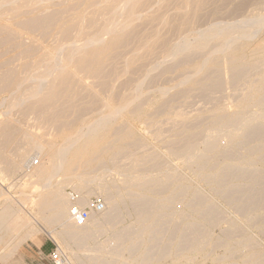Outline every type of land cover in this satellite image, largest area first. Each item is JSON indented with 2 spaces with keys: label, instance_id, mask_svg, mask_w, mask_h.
Returning <instances> with one entry per match:
<instances>
[{
  "label": "rangeland",
  "instance_id": "rangeland-1",
  "mask_svg": "<svg viewBox=\"0 0 264 264\" xmlns=\"http://www.w3.org/2000/svg\"><path fill=\"white\" fill-rule=\"evenodd\" d=\"M11 1H14V0H11ZM11 1L5 0L3 3L4 5L0 4L1 8H2V6H5V4L7 6L6 14L4 13V11H6L4 9L6 6L3 7L2 9L0 8V31H1L0 32V84H1L0 85V91H1L0 92V198H1L0 199V203H1L0 209L3 208L4 202L6 200L4 198H7L9 201H12V203L18 209L22 210V214L24 215V217L28 218V217H31V215H33L39 219L38 220L39 223H37V224L35 223L31 226V228H27V230H24L22 232L21 236L13 241L14 242L13 246L19 244V242L21 241L20 248L18 249L17 252L13 253L8 258H5L7 256L6 254H1L0 255V264H38V260L40 257L41 258L47 257V256H43L39 250V248H41L43 246V244H45V246H52L53 249H54V244L60 246L66 252L70 261H72V259L77 256L79 259L87 262V264H105V261L107 263L109 260L112 262L111 253L113 252L112 251L113 248H115V246H117V244H118L117 239H115V238H117V236H119L118 234L123 233V235L124 234L127 235L126 233H124L123 229L125 228V226H127V225H129V224H131L137 220L135 210L133 208L134 207L133 204L135 202L133 200H131V197L126 196L124 199H121V200H123L122 202L120 200V202H119V205H120L119 210L120 211H119L117 218H115L114 220L108 219L110 222L108 220H107L108 222L105 220L104 223L101 224L99 219H101L103 216H98L97 218H94L95 220L93 219L92 222H90L86 226V227H89L90 232L88 233V235H90V236L87 237L86 234L83 235L85 237H83V236L68 237L67 236L64 240H61L59 237H56L53 234V232L57 235L61 234L62 232H65V229H64L65 227L64 226L61 227L60 223H58L59 224L58 225L57 223H54L53 221H51V218L53 217V211H52L51 207L41 206V203L43 202V198H44L42 192H45L44 187H45V189H47V188L49 189V187H50V186H46V184L49 183V180L45 181V178L41 174V167H42L41 165L42 164L45 165V163H46V165H45L46 167L52 166L54 155L56 156V154L58 152H61V150L65 149V147L66 148H72V146H69V144H71V143H74L76 141H78V142L85 141L88 137L87 133L89 131H93L90 129H94L92 126L99 122L98 120L100 119V117H103L101 115H104L105 113L108 112L107 108L109 111L115 110V112H116L115 116H120L119 118H121L119 121H118V119H119L118 117H117V120H114V122L116 124L115 125L116 127L114 130H116V132H118V133H122L123 135H126L127 137H130L132 135L134 140H129V138H126V141H125L126 142V148H125L126 151L123 152L122 154L115 156V157H109V158L105 159V161H103L102 163L92 164L91 170L88 172V174L89 173L90 174L89 175L87 174V177L85 178V181H86L85 184L86 185L89 184L92 186L91 178L94 180L97 177V179H96V181H97L98 180L97 175H101L102 173L104 175L106 174V176L104 177L105 182L107 181L106 183H109L108 186L111 189L110 190L111 193L116 195V194H118V192H120L124 188L123 182H122V180H123L122 168L125 167V165H127L126 167H128L130 165L129 163H131V161H133L136 158L139 159V158H141L142 155H147L149 153V154H153L156 157V161L148 164V166L151 168V170H149L150 168H148L144 164L141 165L144 168L140 167L141 168V169L139 168L140 170L145 171L148 168V172L150 171L153 175L152 177L155 179H157V174H158V177H161V179H162V177H164L165 173L168 174V172H170V171L174 172L175 179L178 180L180 185L184 186V187H182L183 190L177 189V191H176L175 189H173V190L171 189L170 191L168 190L167 192H164V191L160 192V190H158V189H157V191H159V192H157V191H155L156 188H151V191L154 189L153 191L156 192V194L157 193L163 194L160 196L159 195L155 196L157 198V205L159 207L161 205H163L165 203V201H163V202L159 201V203H158V200L165 199V198H168L170 200L167 203L170 206V210H167L165 213V214H168L169 216L166 215L167 217H161L164 219L159 218V220L161 219L160 220V222H161L160 226L161 227H158L157 229L160 230V232L159 231L156 232L157 231V229H156V231H155L156 233L153 234V236H154V235H157V233H158V235H157L158 237L156 236L157 239H164L163 237H165V239H164L165 241L163 240L164 243L161 241L162 242V243L160 242L161 244L160 243L155 244L154 250L152 249V252H155V253L157 252L158 248L159 249L161 248V250H158L160 253H162V250H163V252L168 251V256L165 253L166 257L164 255H162V257H158L159 261H157L158 260V258H157L154 262H152V264H230V263L231 264L232 263L233 264H246L247 258L244 256L247 253L251 252L250 250H249V252L247 251L249 249V247L248 248L244 247L241 244V241L246 240V239L251 240V243H250L251 245L253 244L254 247L259 248V249L257 248V250H254L255 252H258L260 254L261 253L264 254V234H263L264 233V224H263L264 223V203H263L264 197H262V196H264V194L262 196L260 194L264 191V188H263L264 187V185H263L264 184V179H263L264 178V174H263L264 173V158L261 159V157L257 156V155L256 156H254V155L250 156V153H249L250 148L252 146L256 145L255 140H256V138H258V136L257 135L255 136V134H253L250 136L248 135L249 138H247L248 136L245 135V136H247L246 137L247 140L246 139L243 140L244 141L243 144L237 145L233 149L229 148V139L226 136L222 135L219 137V145L223 151H227V149H228V151L230 153L231 150H233L232 153L237 152L236 153L237 156H235V153L230 154V155H232V157L234 159L239 160V158L241 159V158L249 157L253 160V163H254V165L252 166L250 171L247 172V175L245 174L243 177H240V176L233 175V174L229 173L225 179H222L225 182H228V181H230L229 183L233 182V183H231V188H228V190H226L224 193H221L220 186L217 187L218 185L223 184L222 181H219V183L217 182L218 184L213 183V185H212V184H208L206 181L203 180V177H204L203 174L211 173L212 170L210 168H207L205 171H203L202 169H199L200 167L193 165L191 163L190 164L187 163V161H185L186 160L185 155L184 156L183 155H177L175 153L180 148H182L183 145L187 142V141H185V139L186 140L188 139L187 138V137H189L188 135L191 134L190 139L192 138V140L202 141V139L205 140L207 135H210L213 132L214 126H212L213 119L211 118V116L216 111H218L221 108L228 107L227 109L229 110V112H235L237 110L235 101H237V97H239L241 95V93L245 90V87L243 86V84L246 81L247 74L250 72H252V74L254 72L258 73L257 71H261L260 69H262V66H261V68L260 67L257 68L259 70L255 69V71H254V69L253 70L247 69L246 71H248V73L245 72L246 75L243 73V74H240L237 78H231V76H233V74H231V70L229 71L225 67L224 63H222V65H224L222 68L223 69L225 68L226 71L223 70L224 72H222V75H221V87L205 89L206 90L205 91L200 87V85L191 84V83H195L194 79L196 77H198V78H200V77L194 72V69L190 70V68H189V64L191 63L190 59L195 58V57L198 58V56H199V58H201L200 56H202V58L204 59L205 54H206L205 52H208L207 53V55H208L209 52H211L210 49L215 48L214 45H216V44L218 45L219 42H221L223 40V36H225L226 34L229 35V33H230L232 38H238L239 34H240V30L242 28V27L240 28L238 25L241 24L242 22L246 23L247 19H248V22H247V24H245V26H247V25H248V27L251 26L250 28H255L254 26H256L258 28V26H260L259 25L260 22H262L264 20V18H263L264 17V0H261V1L260 0H245V1L244 0H205V1L200 0V2H199V0L198 1L196 0L198 3L195 0H142L140 7L137 10L138 11L137 15L139 17H138V19H135V21L138 20V22L134 23V24H136L137 28L136 27L135 28L138 32L137 35L139 37L137 36V39H134L133 42H131L132 45H130V47L125 52H123L121 54L120 58H118L116 61H114L115 66L113 64L112 67L109 66L107 68V73L109 72V70H112L111 71L112 73L110 72L112 77L110 76V81H109L110 83L108 82L107 83L108 86H106V87H104V85H103V87H101L102 84L100 85V79L96 78L98 76L95 74L97 72V71H95V69H97V66L94 64L95 62L92 63L93 64L92 65V64H90L91 63L90 60H88V61L85 60L87 62L83 61L85 63H81L79 61L81 64H84L82 66L75 59L74 60L76 62L71 57L68 58V55L72 52V51H70V48L72 47L71 50H73L72 45H74L75 43H78V44L82 43V45L83 44L85 45L84 40H87L88 41L86 43V44H88L87 46H92V47H87V48L92 49L94 47L93 43H94V41H96L95 39H97L98 37L100 38V35L104 36L105 38L110 39L111 38L110 34L106 31H104L101 26H104L106 23L114 21L112 19L113 15L112 16H110V15L115 10L113 12H111V14H109L110 11L113 10L114 8L116 9L117 8L116 6H118V4H123L128 0H111L112 1L111 4H113L115 6L114 8L113 7L110 8L112 5L110 3L109 4L111 6L108 4V0H91L92 3L89 0H82V3H81V0L80 1L79 0H74V1L73 0L72 1L71 0H53L54 3H52V0H48V1H51L52 4H49L50 2L47 1L48 3L46 2V6L44 4L45 0H43L44 2H42L40 0L42 2L41 5L44 4L43 6H45V7L41 6L38 2L39 0H37V1H34L35 3L37 2L36 5L34 4V2L32 3V4H34L33 8H35L37 10L30 8V6H32V4L30 5L31 1L29 3V6H27L28 4H26V0H24V1L20 0L19 1L20 3H18V1H16V3H18L19 5L22 2H24V7L22 6L23 3L21 5L23 9L19 8L21 6H18V8H19V10L22 9V11L25 13H23L22 11L20 13L19 10L18 11L16 10L22 16L20 14L16 15L17 12H15L14 9H13L14 12L12 10H10L12 8L11 5H13V4H15V6L17 7V4L13 3ZM66 1H68V2H66ZM193 1H195L194 5H193ZM201 1H203V2H201ZM0 2H3V0H0ZM7 2H11V5H8ZM85 2H88V4L86 3V6H88V7L85 6ZM89 2H90V5L93 4L92 5L93 8H90L91 6L89 5ZM229 2L231 4H229ZM94 3L97 5L99 3V8H98V6L94 5ZM73 4H74V6H73ZM106 4L108 5V6H106L107 8H105ZM115 4H117V5H115ZM196 4L197 5L199 4L198 6H200L202 8L198 9V6ZM39 5L41 7H43V9ZM225 5H227V6H225ZM26 6L29 7V8H26L28 10L27 11L28 13L24 10V8ZM192 6H194V8L196 7V9H194L195 11L193 10ZM85 7H86V9L89 8L90 10L87 9L89 11H91V9H94V10L91 11L92 13L89 12L90 13L89 14L86 11ZM38 8H40V9H38ZM104 9H106V12H104L105 11ZM84 10L86 12V13L84 12V14H86V15L80 13V12H83ZM11 11L13 13H15V15L13 13H11L13 16L10 15L9 12H11ZM95 11L96 12L98 11V12L96 13ZM102 11H103V13H102ZM52 12L53 13L55 12L56 14L55 13L53 14ZM93 12L95 13V15L93 17V18H95V20L92 19V16L94 14ZM26 14H28V15H26ZM51 14H53L54 16H52ZM77 14H80V15H77ZM258 14L260 15V18H259V16H257ZM45 15L47 16L46 18H49V19H52V17H53V19H54L53 23L54 24L50 25V24L46 23L45 22ZM48 15L49 16L51 15L50 16L51 18ZM76 15L79 16L78 19H77V17L75 18ZM82 15H83V17H81ZM199 15H200V18H199ZM55 16H57V17H55ZM186 16L189 18L190 21L188 20V18ZM85 17L88 19H89V17H91V18L88 20ZM96 17L100 18V19L97 18V20H99V21L96 20ZM152 17L157 18L156 19L157 21L155 20V18H152ZM79 18H80V21L83 18L82 20H86V21L88 20V22L91 21L94 24L98 22L99 28H97L98 27L97 24H95L97 27L96 26L93 27L94 24L90 25L91 22L90 23L87 22L88 23V24L86 23L87 26L84 25L86 21L85 22L82 21V22H84V24L82 23L83 25L81 24L82 26L80 25V21L78 22L79 24L77 22L74 23L75 21H78ZM121 18L126 19L127 14L123 13ZM150 18H151V20L154 19V21L151 22ZM42 19H43V21H41ZM74 19H77V20H74ZM34 20H35V22H34ZM70 20L73 23L69 24V22H71ZM243 20H246V21H243ZM28 21H30V22H28ZM95 21H97V22H95ZM238 21L239 22L242 21V22L239 23ZM227 23L230 25L232 23L233 25H231V26H234V24L236 25V23H238L234 28H237V27L240 28V29H238L239 31L237 29H236V31H234L235 29H233V27H229L230 25L225 26V25H227ZM244 23H242L240 26L244 25ZM47 24H48V28H47ZM67 24H69V26L76 24V25L81 27V31H80L79 27L76 28L78 30H72L71 28L74 27V25L72 27L70 26V29L73 31V33L70 31L72 35H70L69 39H71V43H73V44H71V46L69 48H67L68 47L67 45L70 43V41L67 39L68 36L65 35V33L66 34L70 33L68 31L69 30L68 26H67L68 27L67 32L65 30L66 29L65 27ZM89 25H90V27H89ZM222 25L224 26V28L227 27V28H225L226 30L228 29L230 31L229 32L227 30L228 31L227 32L226 30L223 29L225 31V32L223 31L224 33L222 32L223 34H225L223 36H221L222 35L221 33L217 32L218 28L221 32V28H223ZM37 27H38V29H37ZM83 27L86 29H84ZM88 27L91 28V30H93V32L97 31L98 29L99 30L97 31L96 34L95 33L93 34L92 31L90 34V33H88V32H90L89 31L90 29ZM248 27L243 26L242 29L248 28ZM63 28H65V29H63ZM230 28H232L233 31H231ZM61 29L64 32L61 33ZM176 29H178V30H176ZM212 31H213V33L216 32L214 34L216 37H217V33L219 34L218 37H219V39H221V41H219V39L217 41V38L215 39V36H213ZM257 31H259V33L256 32L259 36H256L255 38L250 40V41H252V42L254 41V42L253 43L251 42L252 45L248 47L247 54L250 53L253 49H256L257 46L261 42L264 41V27H262V29H260V30L257 29ZM204 32L210 33V35H212L210 37H213L212 39L208 38L207 41L209 39H211V41L213 42V39H215L216 40V41H214L215 43L208 41V44L212 43L211 48H210V46H208V48H207L208 44L207 43L205 44L206 48L209 49L210 51H207V49H206V51L203 52L202 51L203 47H202V49L197 48L198 50L197 49L194 50L193 47H195L196 45L193 46L191 44H195L197 41L195 39H198L202 35L201 33H204ZM236 32H239V34L238 33H237V35L234 34ZM63 33H64V35L62 36L61 34H63ZM150 33H153V36ZM154 33H156L155 34L156 36L154 35ZM9 34H10V36H9ZM88 34L90 36L92 35L91 37H93V38L91 40H93L94 37H95V39L93 41H91V40L89 41V39L91 37L89 38ZM11 35L13 36V38ZM83 35L85 36V38L83 37ZM93 35H95V36H93ZM146 35L151 36V38L152 37L153 38L149 39V37H148L147 39H149V40L147 41V39L145 38ZM233 35L234 36L236 35L237 37L236 36L234 37ZM71 36H72V38H71ZM61 37H63V38H61ZM142 37H143V39H142ZM75 38H77V40ZM86 38H88V39H86ZM155 38L159 41L158 43L155 40ZM63 39H65L66 42ZM144 39L146 40V42ZM62 40L65 42V44L69 41L65 45V47L63 46L64 44H63ZM61 41H62V43H61ZM80 41H82V42L80 43ZM149 41H151V43H147ZM21 42H22V44H21ZM89 42H91V43L93 42L92 45ZM60 43H61V46H60L61 48L58 47V45H60ZM185 43H187L186 45L189 48L188 51L189 50L191 51V52L189 51L190 54H187V56H184L187 59H184V57H182L183 59H180V58L179 59H177V58L173 59L172 54H174V51L176 52V50H179V48H181L182 45H184ZM151 44H152V48L150 46L147 47L148 45H151ZM180 45H181V47H180ZM189 45H191V46H189ZM159 46H161V47H159ZM136 47H137V49H136ZM56 48H59V49H56ZM165 48H166V50H165ZM167 48L169 50L171 48L175 49V50H172V49L170 50L171 53L169 55H170L172 60L170 59L169 55L167 54L168 52H170L169 50H167ZM192 48H193V50H192ZM60 49H61V51L64 49L63 51L64 52L66 51V52L65 53L60 52ZM148 49H153L152 53H151V50H148ZM29 50H30V52H29ZM22 51H24V52H22ZM57 51L60 53L57 54ZM134 51H136L138 53L137 56L140 57V58L134 57L136 59L135 60L136 63L132 62L133 59H132V61L129 60L131 64H135L134 65L135 69L133 68V65L130 67V65H128L130 63H128L126 61L127 59L130 58V56L135 54ZM166 51H168V52L166 53ZM188 51L186 53H188ZM194 51H196V52H194ZM199 51H201V53L203 52L204 57H203V54H201ZM54 52H55V54H54ZM45 53H46V55H45ZM132 53H134V54H132ZM149 53H151V54H149ZM186 53H185V55H186ZM50 54H51V57H49ZM59 54H61V56ZM136 54L134 56H136ZM191 54H192V56H191ZM193 54L195 56H193ZM52 55L54 58L52 57ZM58 55H59V58H57ZM188 55H190V58L188 57ZM63 56L65 58H63ZM128 56H129V58H128ZM167 57L169 58V60ZM131 58H133V56ZM196 58L194 60H197ZM199 58H198V60L201 61ZM45 59L51 60V62L54 61L55 59L57 61H59V59H61L59 61L60 64L62 65L65 62L63 65L69 67V68L66 67V69L69 71H66V69H64V71L62 72V73H64L66 71L67 72L66 75H64L65 73L61 74V72H59L58 75L59 74L61 75L60 78H63L64 76L69 77L70 74L72 75V76L70 75L71 77H69V80H70L69 88L71 87V89L73 91H75L74 94L75 95L77 94L78 96H76V98L74 96V99L71 102V100H68V99H70L69 97L73 98L72 96L74 94H70L71 96H69L68 99H65L66 97L65 98L63 97L61 102L53 104V106H55L56 109H59L61 105H64L66 103L68 104L71 102L70 105L68 104V107L69 108L70 107L76 108V109H72L73 111L75 110L74 114H73L71 108H70L71 112L68 111L69 108H68V110H65V112L66 111L68 112L67 115H69L71 113L70 115L72 117H68L66 115L67 112L66 113L63 112L62 115L65 114L63 119H65V117H68L65 119L66 121H67V119L68 120L71 118L73 119V120H69L71 122V124L74 122L73 123L74 125L72 124V127L71 126H69V127L67 126L68 128L66 127V125L68 123H70L69 121H67L66 125L64 124L65 126L62 125V127H60L61 125L59 127L57 126V125H59V123H61V121L59 123H57V125H56V122H58V121L57 120L53 121L54 115L52 116L53 112H51L53 110L57 111V110H55V108L54 109L50 108L51 110H49V108H47L45 106L47 111L50 112L49 114L45 108H42L39 112H36L37 114L36 113L35 114H26V113L24 114L25 110H27L29 107L27 105L29 103L28 102L29 99H27V96L30 98L33 95V94H31V96H30L29 94H27V93H29V90L31 92V90L33 91V89L36 87L37 91H39L41 93H42V91H43V93L45 92V94H47V96L45 94H44V96L48 97L50 94H52L54 92V90L56 89V84H57V82H59V76L58 75H57L58 78H56L57 80L54 81L55 75L57 73H55V75L51 77V79L53 80V83L55 82L53 89L52 88L50 89V87L53 86V83H52L50 77L49 78L44 77L45 80L47 78V81L44 80L46 83L44 81H42V79L40 80V78H43V76H45L44 73H46L48 71V69L46 70V66L51 65V63L49 61H48L49 65H47L48 62L46 64L45 63L42 64L43 62L46 61ZM65 59H68V60L70 59L71 62L68 60L66 61ZM261 59L264 60V55H263V58L261 57ZM165 60H166V62H165ZM194 60H192V61H194ZM14 61H15V64H14ZM199 61H194V62H197L195 64H198V63L203 62L204 60L201 62H199ZM88 62H90V63H88ZM31 63H34V64H31ZM70 63H72L73 65H71ZM77 63H78V66H77ZM40 64H42V65H40ZM85 64H86V66H85ZM125 64H127L126 65L127 67L129 66V69L127 71L128 75L130 74L129 76L125 72V70L127 69ZM158 64H161V65H158ZM37 65L39 67L43 66L42 69L46 70V72L42 71V69H39V67ZM44 65H46V66H44ZM171 65H172V67H171ZM177 66H179V67L176 68ZM192 66H194L193 62L190 64L191 69L193 68ZM50 67H47V68H50ZM80 67H81V69H80ZM130 68L131 69L133 68L134 70L132 71ZM156 68H158V69H156ZM137 69H139V73H137L138 72ZM90 70L91 71L94 70V72L92 71L93 74L90 72ZM113 70H114V72H113ZM129 70H131L130 73H129ZM167 70H168V72H167ZM38 71L41 72L43 75H40L41 73L39 74ZM123 71L125 74L123 73ZM159 72H161V73H159ZM190 72L192 73V75L190 74ZM226 72H228L230 74H228ZM68 73H69V75H67ZM193 73H195V75H197V76H195ZM189 74L191 75V78H193V79L188 78ZM5 75H6V77H5ZM26 75L30 76L29 79H27L28 77ZM229 75H231V76H229ZM36 76H37V79H36ZM38 76H40L39 79H38ZM72 78L73 79L75 78V79L73 80ZM145 78H146V80H144ZM186 78H188V81L192 80L191 82H189L191 86L188 84H186L187 85L186 86L183 83L184 81L187 82ZM198 78H197V80H200ZM48 79H49V82H48ZM129 79H131V80H129ZM206 80H208V78L207 79L205 78V80L203 78L200 80V82L201 81L204 82ZM39 81H41L40 82L41 84L38 83ZM17 82H19L20 85H18ZM50 82H51L52 86L50 85ZM44 83L47 84V87H43ZM179 83H181V84L183 83L184 85H181ZM45 84H44V86H46ZM109 84H110V87H109ZM123 84H125V86ZM133 84H134V86H132ZM149 84H151V85H149ZM178 85H180L178 87L180 89H178V88L176 89V86H178ZM39 86L41 88L43 87V89L45 91L42 90ZM48 86H50V87H48ZM57 86H58V84H57ZM136 86H137V88H136ZM5 88H6V90H5ZM19 88H21L20 90L22 93H20ZM135 88H136V90H138L140 88L138 90L139 91L138 93L135 92L136 91ZM169 88H170V91H169ZM71 89H68V91H67L68 94L65 93V96L66 95L68 96L69 93H71ZM162 89H163V91H164V89L165 90L167 89L169 91V93L167 91L163 92ZM37 91L35 90L34 94L37 93L36 95H38ZM73 91H72V93H73ZM31 93H33V92H31ZM41 93H40V95L42 96L43 93L42 94ZM134 93H136V96L133 97L132 94H134ZM141 93L144 95H142ZM160 93L161 94L164 93V95L166 93V96L168 94L169 95L167 97H164V95L163 94L161 95ZM177 93H179V94H177ZM26 94H27V96H26ZM24 95L26 98L24 97ZM36 95H35V97H36ZM14 96L15 97L17 96V97L15 98ZM21 96L24 99H27L28 101L24 100V99L21 100ZM39 96H38L39 99L45 98L44 96L41 98ZM139 96H141L140 99H142L141 101H143L144 103L139 101V103L136 102L138 106L136 105V103H134L135 105L134 104L132 105L131 103L135 99L139 100V98H138ZM143 96L145 98H143ZM161 96H163V98ZM229 96H230V98H229ZM35 97L33 98V100L35 99ZM85 98L88 100H86ZM164 98L167 100H165ZM64 99L66 101L68 100V102H66ZM77 99H78V101H77ZM33 100H32V98H30L31 102ZM102 100L104 102H102ZM168 100H170V103L171 102L172 103L168 104L169 103ZM21 101H23V104L20 103ZM25 101H27L28 103L27 102L25 103ZM30 103H29V105H30ZM61 103H63V104H61ZM105 103H108V104L106 105ZM139 104L141 105V107ZM225 104L227 106L224 107ZM58 105H59V107H57ZM73 105H74V107H73ZM105 105H106V107H105ZM47 106L50 107V105H47ZM53 106H52V108H53ZM167 106H169V107H167ZM256 107L254 109L253 108L251 109L250 114H253L255 112L254 116H257V120H256V117L254 118V116H252V115H251V118L254 119V121L256 120V122H255L256 124L258 123L260 125H263L264 119L262 120V118H260L262 121V124H261L260 119H258L259 114L261 115L262 111H261L260 107L259 108L257 107V109H256ZM44 109H45V112H47L46 114L44 112ZM164 109H168V110H164ZM42 111L45 115L44 114L42 115ZM77 111H79L78 115L79 116L81 115L80 117L78 115H76ZM257 111H261V112L258 114ZM40 112H41V114H40ZM102 112H103V114H102ZM47 114L49 115V118H50V116L53 117V119L51 117L53 124H51L52 122L50 123L51 120L48 119L49 121H47V118H45V117H48ZM256 114H258V115H256ZM74 116H75V118H74ZM98 116H100V117H98ZM21 117L22 118L24 117V118L21 119ZM78 117L81 119L80 120L78 119V121H77ZM97 117H98V119H97ZM41 118L43 120H41ZM24 119H26V120H24ZM115 119H116V117H115ZM211 119H212V121H211ZM259 121H260V123H259ZM61 124H63V122ZM260 125H258V126L260 127ZM63 127L66 129H63ZM237 127L233 128V129H236L237 134L239 136H242V138H243L244 134L246 133L245 129H242L243 127L241 129L240 128L238 129ZM262 127L264 128V125ZM117 128H118V131H117ZM210 129H212V130L210 131ZM237 129H238V131L240 130L239 133H238ZM241 130H242V132L244 131L245 133L243 132V134H242ZM25 134L27 136L32 135L35 137V139L40 141V143L42 142L43 144H45V146H46V147L44 146L45 150L43 149V147L41 148V151H40V149L39 150L31 149L30 152L27 153L26 157L21 158L22 153L25 151L24 149H27V147H28V145H27L28 143L26 141L28 139H27V136ZM116 134L117 133H115V131H114V135H116ZM114 135L112 132L113 138H111V141L114 139V137H115ZM185 135H187V136H185ZM133 141H135V142H133ZM188 141H189V139H188ZM131 142H133L134 144ZM139 142H140V144H139ZM52 145L57 146V148H59L60 150L55 149L56 147L54 149H52L54 147V146L51 147ZM201 145L202 144H200L198 147V148L202 149V150L198 149V151H200L198 153H200V154L202 151H204V148L202 147L203 145L202 146ZM171 146H173V147H171ZM20 148L23 151H21ZM247 150H248V152H247ZM56 151H57V153H56ZM134 153L135 154L137 153V155H135ZM126 154H127V156H126ZM226 154H228V153L227 152L223 153V154L220 153L218 155L217 159H215L214 163L215 164L218 163L217 165L219 167L222 166V164H224L227 160V158L224 159V157H227ZM51 155L53 158H51ZM138 156H140V157H138ZM121 157H122V159H121ZM157 157L159 159H157ZM36 159L39 160V164L37 165V167H33L30 170H28V167L30 166V162L32 160H36ZM46 160H48V162ZM255 160H256V162H255ZM50 162L52 163V165ZM28 163H29V166H28ZM66 165H67L66 168L68 171L67 177L68 178L75 177L78 174V172L73 170V167L71 165L69 166L68 162H66ZM26 169L28 170V172ZM135 169L136 170H134V172L137 170L140 171L138 168H135ZM32 170L33 171L35 170V172H38V173L40 172V173L37 176H33L34 174H32V172H33ZM38 170H40V171H38ZM138 171H137V173H138ZM144 171H142V173ZM35 172H33V173H35ZM148 172L145 171L143 173V174H145L144 176L151 177V174L148 175L149 174ZM29 173H30V175H29ZM36 174L37 173H35V175ZM140 174H141V171H140V173H138V176H140ZM143 174H141V176H143ZM154 174H156V175H154ZM248 174L250 176H248ZM40 175H41V179H40ZM56 175L57 174H55L56 179L54 178L51 182V183H53V185L50 184L51 186H55V185L57 186L58 184H60V182L65 181L64 175H62L60 173H58V176H56ZM201 175L203 177H201ZM230 175L232 177L233 176H235V177L232 178V177H230ZM38 176H39V178H38ZM136 176H137V174H136ZM246 176L249 179L246 178ZM62 177H63V180H62ZM43 178H44V180H43ZM235 180L238 182H236ZM94 181H93V183H94ZM258 181H260V182H258ZM180 182L183 184H181ZM256 182L259 184H257ZM44 183H46V184H44ZM196 183L198 185H196ZM95 184H96V182L93 185H95ZM234 184L236 187L233 186ZM210 185H211V187H210ZM113 186H114V189H113ZM186 186L190 187L189 191H187L188 189L187 190L185 189V188H187ZM260 186H263V187H260ZM41 188H42V190H41ZM118 188H120V189H118ZM197 189H198L199 193L197 192ZM66 190H67V192H66ZM71 190L79 193L80 195L82 194L78 190H76L72 185H67L65 188V192L67 193V197H68V192ZM184 190H186L188 192L187 195H185L184 192H186V191H184ZM239 190H241V192ZM246 191H249L250 193L246 192ZM95 192L96 193L92 194V195L82 194L81 196L83 199H84V197H86L85 200H87V202H89L90 200H92L94 198H101L104 200V202H106L105 197H104L105 195L100 194L99 191H95ZM174 192H176V193H174ZM181 192H182V195H181ZM194 193H196V194H194ZM258 193H259V195H258ZM96 194H97V196H96ZM183 194H184V196H183ZM201 194L206 199L204 200L205 203H204L202 209L199 210L200 211L199 212V211H196L197 205H195V206H193V205L195 203L196 204L198 203V201L195 202V200H197L196 196L198 197V195H201ZM228 194L231 196H229ZM251 194L252 195L256 194V195L252 196ZM204 195H206V196H204ZM227 195L229 197H227ZM232 195H234V196L232 197ZM257 196H260V197L257 198ZM39 197H40V199H39ZM174 197H175V199H174ZM261 197H262V199H261ZM156 198H155V200H156ZM227 198H229V199H227ZM2 199H4V200H2ZM193 199H195V200L193 201ZM207 200H208V202H207ZM261 201H262V203H261ZM252 202L255 205H253ZM127 206H129V207H127ZM215 208L217 209L216 210L217 212L216 211L214 212ZM259 208H260V210H259ZM211 209H212V211H211ZM204 210H205V212H204ZM202 212H203V214H202ZM182 213H184L183 216H182ZM175 214H177V215H175ZM205 214L207 216H205ZM213 214H215V215L213 216ZM173 215H175V216H173ZM187 216H189V218H187ZM199 216H201L200 218H203V219H200ZM212 216H213V218H215V217H217V218H215L213 220ZM130 217L132 218V220ZM96 219H98V221ZM184 219H185V221H184ZM209 219H212V220H210L211 223L209 222ZM165 221H166V223H165ZM206 221H208V222H206ZM216 221H218L217 224H216ZM192 222H195V224L194 223L192 224ZM71 224H72V222H71ZM110 224H111V226H110ZM197 224L199 225V227L197 226ZM190 225L196 226L195 228L197 230L199 228L200 231L199 230L193 231V227H189ZM74 227H76V226L73 225V228ZM176 227L178 228L179 231L177 230ZM32 228H36L39 231V234L33 238H26L25 239V236L28 235V231ZM168 228H170V229L168 230ZM185 228H188V230ZM205 229H206V231H205ZM172 230H174L175 232ZM229 230L231 232H233V234ZM120 231H121V233H120ZM189 231H191V232H189ZM202 231H203V233H202ZM234 231L237 232V234ZM51 232H52L53 236L51 235ZM117 232H118V234H117ZM171 232H173V233H171ZM223 232H224V234H223ZM226 232L231 233L233 236L231 237V234L226 235ZM133 233L134 232L132 231L131 234H133ZM190 233H191V235H189ZM128 234L131 235L130 233H128ZM172 234H173V236H172ZM176 234H177V236H176ZM205 234H206V236H205ZM235 234H236V236H235ZM164 235H167V236H164ZM196 235H197V237H196ZM100 236H102V237H100ZM226 236H227V238H226ZM113 237H115V238H113ZM159 237H161V238H159ZM170 237L171 238L173 237L172 239L175 240V242ZM175 237L177 240L174 239ZM180 237H182L184 240L185 239L187 240L189 237L188 240H190V242L192 241L191 243H193V244L190 243L191 245H194V243H195L194 240H195L196 246L195 245L194 246L196 248L186 250L185 246H187V245H185V246L183 245V248H180L182 245V244L181 245L179 244L182 240V238L180 239ZM196 238H198V239L196 240ZM230 238H235V239H230ZM155 242L157 243V240ZM206 242H208V243H206ZM221 242H223V243H221ZM170 244H172V245H170ZM255 244L258 246H256ZM238 245H240V246L238 247ZM13 246H10L9 248H7V250H12L14 248ZM66 246H69L68 250L66 249ZM175 246H178V248H180L182 252L180 251V249H178V251H180V252H177V249ZM166 247L171 248L170 249L171 251L169 249L165 250ZM201 247L204 249H202ZM213 247H215V248H213ZM229 247L231 249H229ZM236 248H237V250H235ZM52 250L50 251V253L52 252ZM227 250H228V252H230L231 250H234V251L228 253ZM169 251H170V254H169ZM128 253L129 252H127V253L124 252L125 257H127V258L129 257ZM179 254L181 256H179ZM210 254H211V256H208ZM230 254H232L233 260H231ZM85 255L87 257H85ZM96 255H98V256L96 257ZM170 255H171V257H170ZM188 256H190V257H188ZM193 256H195V257H193ZM238 256H240V257H238ZM163 257H164V259H163ZM219 257L221 260L219 259ZM221 257L223 258L224 261L222 260ZM87 258H89V259H87ZM226 258L230 259V260H227ZM240 258L242 261L239 260ZM86 259L88 261H86ZM215 260H217V262ZM222 261H223V263H222ZM44 263L45 264H51L47 258L45 259Z\"/></svg>",
  "mask_w": 264,
  "mask_h": 264
},
{
  "label": "bare ground",
  "instance_id": "bare-ground-1",
  "mask_svg": "<svg viewBox=\"0 0 264 264\" xmlns=\"http://www.w3.org/2000/svg\"><path fill=\"white\" fill-rule=\"evenodd\" d=\"M4 1L5 0H3V2H0V4H2V5H4L3 3H4ZM7 1V0H6ZM8 1H11V0H8ZM15 1V2H14ZM14 1H11V2H13V3H16V1H18V3H20L19 1L20 0H14ZM24 1V0H23ZM30 1H31V3H30ZM34 1H37V0H26V4H28L27 6H29V3H30V5L34 2ZM42 2H44L43 0H41ZM40 0L38 1L39 2V4L41 5V2ZM48 0H45V2H44V4H45V6H46V2H47ZM72 1V0H71ZM74 1V0H73ZM80 1V0H79ZM89 1H91V0H89ZM196 1V0H195ZM195 1H193V5H194V3H195ZM198 1V0H197ZM196 1V2H197ZM205 1V0H204ZM245 1V0H244ZM261 1V0H260ZM11 2H7L8 3V5H11ZM22 2V1H21ZM28 2V3H27ZM48 2H50L49 4H52V3H54V1L52 0V3H51V1H48ZM47 2V3H48ZM66 2H68V1H66ZM70 2V1H69ZM84 2V1H83ZM98 2V1H97ZM111 0H108V4L110 3L111 4ZM141 2H142V0H128V1H126L125 3H123V4H118V6H116L117 8L115 9L114 7V5L113 4H109L111 7L110 8H114L113 10H111L109 7V9L111 10L110 11V13L109 14H111V12H113L114 10V12L110 15V16H112L113 15V20L114 21H112V22H109V23H106L104 26H101L102 28H103V30L104 31H106V32H108L109 34H110V36H111V38L109 39V38H105L104 36H102V35H100V38L98 37L97 39H95V37H94V39L96 40V41H94V43H93V48L92 49H88L87 47H92V46H87L88 44H86L88 41L87 40H84L85 41V45L83 44L82 45V41H80V43L81 44H78V43H75L74 45H72L73 46V50H71L72 49V47L70 48V51H72L69 55H68V58H72L73 60L75 59L76 61H78V63L79 64H81V63H85V62H87L88 60H90V62H88V63H90V64H92V63H94L96 66H97V69H95V71H97L95 74L98 76V77H96V78H98V79H100V85H101V87H103V85H104V87H106V86H108V82L110 81V76H111V74H110V72L112 71V70H109V72L107 73V68L109 67V66H113V64H114V61H116L118 58H120V56H121V54L123 53V52H125L129 47H130V45H132V43L131 42H133V40L134 39H137V30H136V24H134V23H136V22H138V20H136L135 21V19H138V15H137V10L139 9V7H140V4H141ZM176 2V1H175ZM199 2H200V0H199ZM201 2H203V1H201ZM6 3V2H5ZM10 3V4H9ZM12 3V4H13ZM18 3H16L17 4V7L15 6V4H13V5H11L12 6V8L10 9V10H12L13 12H14V10H15V12H17L18 10H19V8H22V6L24 7V2H22L23 3V5H22V3L19 5ZM37 3V2H36ZM36 3L34 2V4L36 5ZM81 3H82V0H81ZM86 3L88 4V2H85V6H86ZM91 3H92V1H91ZM114 3V2H113ZM198 3V2H197ZM241 3V2H240ZM25 4V5H26ZM34 4H32V6H30V8H33V5ZM44 4H42L41 6H43ZM225 4V3H224ZM229 4H231L230 2H229ZM242 4V3H241ZM246 4V3H245ZM263 4V3H262ZM22 5V6H21ZM39 5V6H40ZM54 5V4H53ZM61 5V4H60ZM76 5V4H75ZM89 5H90V2H89ZM93 4H91L90 6V8H93V6H92ZM94 5H96V6H98V8H99V3H98V5L97 4H95L94 3ZM115 5H117V4H115ZM197 5V4H196ZM199 5V4H198ZM197 5V6H198ZM5 6H6V4H5ZM5 6H2V8L3 7H5ZM18 6H21V7H19L18 8ZM25 7L24 8V10L27 12L28 10L26 9V8H29V7ZM40 6V7H41ZM45 6H43V7H45ZM52 6V5H51ZM73 6H74V4H73ZM106 6H108L107 4L105 5V8H107ZM222 6V5H221ZM220 6V7H221ZM225 6H227V5H225ZM230 6V5H229ZM14 7V8H13ZM43 7H41L42 9H43ZM48 7V6H47ZM86 7H88V6H86ZM86 7H85V9H86ZM235 7V6H234ZM0 8H1V6H0ZM1 8V9H2ZM97 8V7H96ZM192 8H193V10L194 9H196V7L194 8V6H192ZM199 8H202V7H200V6H198V9ZM6 11H4V13L6 14V12H7V6L4 8ZM14 9V10H13ZM23 9V8H22ZM22 9L21 10H19L20 11V13H21V11H22ZM33 9H35V8H33ZM38 9H40V8H38ZM41 9V10H42ZM84 9V8H83ZM87 9H89V8H87ZM86 9V11L89 13H92L91 11L92 10H94V9H91V11H89V10H87ZM108 9V10H109ZM197 9V10H198ZM17 10V11H16ZM35 10H37V9H35ZM105 11L104 12H106V9H104ZM107 10V11H108ZM9 11V10H8ZM9 12V14L10 15H12L11 13H13V12ZM34 11V10H33ZM195 11V10H194ZM23 12V11H22ZM63 12V11H62ZM84 12H85V10L83 11V12H80L81 14H84ZM96 12V11H95ZM98 12V11H97ZM96 12V13H97ZM193 12V11H192ZM3 13V12H2ZM19 12H17L16 13V15H19L20 14ZM23 13H25V12H23ZM28 13V12H27ZM53 13V12H52ZM55 13V12H54ZM53 13V14H54ZM86 13V12H85ZM89 13V14H90ZM94 13V12H93ZM102 13H103V11H102ZM123 13H126L127 14V18L126 19H122L121 18V16H122V14ZM14 15H15V13H13ZM53 14H51L52 16H54ZM56 14V13H55ZM3 15V14H2ZM21 15V14H20ZM26 15H28V14H26ZM50 15V16H51ZM64 15V14H63ZM75 15V14H74ZM77 15H80V14H77ZM75 16V18L77 17V19H78V17L79 16ZM84 15H86V14H84ZM94 15H95V13L93 14V16H92V19H94L95 20V18H93L94 17ZM108 15V14H107ZM194 15V14H193ZM6 16V15H5ZM4 16V17H5ZM8 16V15H7ZM13 16V15H12ZM22 16V15H21ZM49 16V15H48ZM49 16V17H50ZM59 16V15H58ZM91 16V15H90ZM99 16V15H98ZM101 16V15H100ZM190 16V15H189ZM196 16V15H195ZM257 16H259V18H260V15L258 14ZM3 17V16H2ZM19 17V16H18ZM39 17V16H38ZM47 16L45 15V22L46 23H48V24H50V25H52V24H54L53 23V17H52V19H49V18H46ZM55 17H57V16H55ZM54 17V18H55ZM81 17H83V15L81 16ZM80 17V18H81ZM88 17V16H87ZM137 17V18H136ZM183 17V16H182ZM187 17V16H186ZM20 18V17H19ZM51 18V17H50ZM59 18V17H58ZM70 18V17H69ZM80 18H79V20L78 21H75L74 23H78L79 21H80ZM86 18V17H85ZM91 17H89V19H90ZM97 18L98 19H100L99 17H96V20H97ZM102 18V17H101ZM152 18H155V17H152ZM188 18V17H187ZM199 18H200V15H199ZM264 18V17H263ZM38 19V18H37ZM40 19V18H39ZM56 19V18H55ZM77 19H74V20H77ZM83 19V18H82ZM81 19V21H80V25L83 23L84 24V22L86 21V20H82ZM86 19H88V18H86ZM88 19V20H89ZM157 18H155V20H156ZM12 20V19H11ZM14 20V19H13ZM88 20L85 22V24L84 25H86V23L88 22ZM150 20H151V18H150ZM180 20V19H179ZM188 20H189V18H188ZM201 20V19H200ZM263 20V19H262ZM9 21V20H8ZM32 21V20H31ZM41 21H43V19L41 20ZM71 21V20H70ZM82 21H84V22H82ZM97 21H99V20H97ZM97 21H95V22H97ZM135 21V22H134ZM152 21H154V19L153 20H151V22ZM157 21V20H156ZM190 21V20H189ZM243 21H246V20H243ZM28 22H30V21H28ZM34 22H35V20H34ZM37 22V21H36ZM91 22V21H90ZM90 22H88V23H90ZM94 22V21H93ZM179 22V21H178ZM236 22V21H235ZM239 22V21H238ZM240 22H242V21H240ZM239 22V23H240ZM247 22H248V19H247ZM247 22L246 23H244V22H242V23H244V25H242V26H240L241 24H239L238 26L241 28H243V26L244 27H248V25L247 26H245V24H247ZM263 23H264V20L262 21ZM262 22H260V26H258V28L256 27V26H254L255 28H250V27H248V28H244V29H242L241 28V30H240V34H239V32H236V33H234V34H236L237 35V33L239 34V37L238 38H232L231 37V34L229 33V35L228 34H223L225 31L224 30H226L225 28H227V27H225L224 28V26H223V28H221V32H220V30H219V28L217 29L218 31L217 32H219V33H221L220 35L221 36H223V35H225V36H223V40L221 41V39H219V37H218V33H217V37L214 35L215 33H213V31H212V34H213V36H215V39L217 38V41H218V39H219V41H221V42H219V44L217 45H214L215 46V48H211L212 47V43L214 42V41H216L215 39H213V42L211 41V39L213 38V37H210V36H212V35H210V33H206V32H204V33H201L202 35L198 38V39H195V40H197L196 41V43L195 44H191V45H196L195 47H193L194 48V50L195 49H202V47H203V49H202V51L203 52H205L206 51V49L208 48V46H210V50H211V52H209V54L207 55V53L208 52H205L206 54H205V58L203 59L202 58V56H200L201 58H199V56H198V58L201 60V61H203V62H201V61H199L198 60V58H196L197 60H194L195 58H192V59H190L191 60V63L193 62V64H194V66H192L193 68L191 69V67H190V64H189V68H190V70H193L194 69V72L200 77V78H198V77H194L195 79V83H191V84H197V85H200V87L203 89V90H205V89H210V88H218V87H221V75H222V72H224V71H226L225 70V68L223 69L222 67L225 65V67L230 71L231 70V74H233V76H231V75H229V76H231V78H237L240 74H245V72L246 73H248V71H246L247 69H250V70H253L254 69V71H255V69H257V68H261V66H262V69H260L261 71H257V70H259V69H257L256 71L258 72V73H253L252 74V72H250V73H248L247 74V77H246V81H245V83L243 84V86L245 87V90L241 93V95L239 96V97H237V101H235L236 102V107H237V110L235 111V112H229V110L227 109L228 107H225V106H227L226 104L224 105V107L225 108H221V109H219L218 111H216L212 116H211V118L213 119V121H212V119H211V121H212V126H214V128H213V132L210 134V135H207V137H206V139L205 140H203L202 139V141H196V140H192V138L190 139V135H188L189 137H187L188 139H189V141H188V139L186 140L185 138V141H187L184 145H183V147L182 148H180L177 152H175L177 155H185V157H186V160L185 161H187V163H191V164H193V165H196V166H198V167H200L199 169H202L203 171H205L207 168H210L212 171H211V173H209V174H203V176L201 175V177H203V180L204 181H206L208 184H212L213 185V183H219V181H222L223 182V184L222 185H218L217 187H219L220 186V188H221V193H224L226 190H228V188H231V183H233V182H231V183H229L230 181H228V182H225L224 180H222V179H225L227 176H228V174L229 173H231V174H233V175H237V176H240V177H243L245 174L247 175V172L248 171H250V169L252 168V166L254 165V163H253V160L251 159V158H249V157H246V158H239V160L238 159H234L233 157H232V155H230L231 153H232V151L233 150H231V152L229 153V151H228V149H227V151H223L222 149H221V147H220V145H219V137L220 136H226L228 139H229V148L230 149H233L235 146H237V145H241V144H243L244 143V141L243 140H245L246 139V137L249 135H253V134H255V136L257 135L258 136V138H256V145H254V146H252L251 148H250V150H249V153H250V156H260L261 157V159L262 158H264V128L262 127L263 125H264V123H263V125H260V124H256L255 122H256V120H257V116H254V113L253 114H250L251 112V109L253 108H255L256 106L259 108L260 107V109H261V111H262V114L260 115L259 113L261 112V111H257L258 112V114H259V117H258V119H260V118H262V120L264 119V60L263 59H261V57L263 58V55H264V41L263 42H261L258 46H257V48L256 49H253L250 53H248L247 54V52H248V47L249 46H251L252 45V43L254 42H252V41H250V40H252L253 38H255L256 36H259L257 33H259V31H257V29L258 30H260V29H262V27H264L263 25V23ZM33 23V22H32ZM38 23V22H37ZM59 23V22H58ZM70 23H73L72 21L71 22H69V24ZM87 23V24H88ZM41 24V23H40ZM39 24V25H40ZM48 24H47V28H48ZM69 24H67L66 25V29L65 28H63V29H65L66 30V32H67V28L69 29L68 31L70 32H72L73 33V31L72 30H78V29H76V28H80V31H81V27L80 26H78V25H76V24H73L74 25V27H72L71 25V29H70V26H69ZM79 24V23H78ZM82 24V25H83ZM91 24H94V23H90V25ZM95 24H97V26H98V22L97 23H95ZM93 25V27H95L96 25ZM166 24V23H165ZM185 24V23H184ZM238 23H236V25H237ZM30 25V24H29ZM81 25V26H82ZM90 25H89V27H90ZM140 25V24H139ZM156 25V24H155ZM154 25V26H155ZM179 25V24H178ZM228 25H230V24H228L227 23V25H225V26H228ZM231 25H233L232 23H231ZM229 26V27H233V29H235L234 31H236V29L238 30V29H240V28H234L236 25L234 24V26ZM17 26V25H16ZM36 26V25H35ZM42 26V25H41ZM68 26V27H67ZM87 26V25H86ZM96 26V27H97ZM153 26V27H154ZM262 26V27H261ZM19 27V26H18ZM43 27V26H42ZM88 27V28H89ZM92 27V26H91ZM136 27V28H135ZM169 27V26H168ZM175 27V26H174ZM177 27V26H176ZM228 27V28H229ZM5 28V27H4ZM84 28V27H83ZM87 28V29H88ZM97 28H99V26L97 27ZM96 28V29H97ZM145 28V27H144ZM155 28V27H154ZM25 29V28H24ZM37 29H38V27H37ZM84 29H86V28H84ZM90 30V32H88V33H90L91 34V31L93 32V30H91V28H89ZM101 29V28H100ZM170 29V28H169ZM224 29V30H223ZM231 29V31H233V29L232 28H230ZM36 30V29H35ZM99 30V29H98ZM97 30V31H98ZM176 30H178V29H176ZM228 30V29H227ZM226 30V31H227ZM3 31V30H2ZM34 31V30H33ZM86 31V30H85ZM95 31V30H94ZM97 31H95V32H93V34L95 33H97ZM175 31V30H174ZM224 31V32H223ZM229 31V30H228ZM227 31V32H228ZM239 31V30H238ZM262 31V30H261ZM1 32V31H0ZM5 32V31H4ZM12 32V31H11ZM18 32V31H17ZM62 32H64V31H62V29H61V33ZM71 32L68 34H66L65 33V35H67L68 37H67V39L70 41V43L67 45L68 47L67 48H69L70 46H71V44H73V43H71V39H69V37H70V35H72L71 34ZM142 32V31H141ZM154 32V31H153ZM211 32V31H210ZM223 32V33H222ZM230 32V31H229ZM257 32V33H256ZM3 33V32H2ZM16 33V32H15ZM36 33V32H35ZM85 33V32H84ZM232 33V32H231ZM11 34V33H10ZM10 34H9V36H10ZM18 34V33H17ZM44 34V33H43ZM148 34V33H147ZM152 36H153V33H150ZM149 34V35H150ZM156 33H154V35H155ZM167 34V33H166ZM14 35V34H13ZM62 36L64 35V33L63 34H61ZM81 35V34H80ZM89 35V34H88ZM200 35V34H199ZM235 35V36H236ZM12 36V35H11ZM78 36V35H77ZM87 36V35H86ZM92 36V35H91ZM90 35L88 36L89 38L91 37ZM93 36H95V35H93ZM97 36V35H96ZM141 36V35H140ZM147 36V35H146ZM145 36V38L147 39L148 37H149V39L151 38V36H147L146 37ZM156 36V35H155ZM220 36V37H221ZM234 36V35H233ZM234 36V37H235ZM65 37V36H64ZM76 37V36H75ZM83 37L85 38V36L83 35ZM139 37V36H138ZM237 37V36H236ZM5 38V37H4ZM9 38V37H8ZM7 38V39H8ZM12 38H13V36H12ZM21 38V37H20ZM19 38V39H20ZM61 38H63V37H61ZM66 38V37H65ZM71 38H72V36H71ZM80 38V37H79ZM83 38V39H84ZM93 37H91L90 39H89V41L92 39ZM141 38V37H140ZM153 38V37H152ZM151 38V39H152ZM157 38V37H156ZM155 38V40L157 41V43L159 42L157 39ZM171 38V37H170ZM208 38H211V39H209L208 41L209 42H212V43H209L208 44V41H207V39ZM261 38V37H260ZM18 39V40H19ZM66 39V40H67ZM76 40H77V38H75ZM86 39H88V38H86ZM93 39V40H94ZM142 39H143V37H142ZM149 39H147V41L149 40ZM13 40V39H12ZM64 41H65V39H63ZM62 40V41H63ZM79 40V39H78ZM93 40H91V41H93ZM145 40V39H144ZM143 40V41H144ZM16 41V40H15ZM62 41H61V43H62ZM63 41V46L65 47V45L69 42H67L66 44H65V42ZM74 41V40H73ZM83 41V42H84ZM155 41V42H156ZM167 41V40H166ZM170 41V40H169ZM11 42V41H10ZM75 42V41H74ZM77 42V41H76ZM145 42H146V40H145ZM252 42V43H251ZM61 43H60V45H58V47L59 48H61L60 46H61ZM91 45H92V43L91 42H89ZM147 43H151V41H149V42H147ZM162 43V42H161ZM168 43V42H167ZM166 43V44H167ZM208 44L207 45V48H206V46H205V44ZM215 43V42H214ZM218 43V42H217ZM6 44V43H5ZM21 44H22V42H21ZM20 44V45H21ZM95 44V45H94ZM156 44V43H155ZM163 44V43H162ZM180 44V43H179ZM187 43H185L184 45H182V47H181V45H180V47L181 48H179V50H176V52L174 51V54H172V58L174 59V58H177V59H183L182 57H184V56H187V54H190V52L188 51V47H187V45H186ZM255 44V43H254ZM164 45V44H163ZM186 45V46H185ZM191 45H189V46H191ZM151 47L152 48V44L151 45H148L147 47ZM154 46V45H153ZM166 46V45H165ZM178 46V45H177ZM205 46V47H204ZM213 46V47H214ZM254 46V45H253ZM20 47V46H19ZM35 47V46H34ZM57 47V46H56ZM159 47H161V46H159ZM163 47V46H162ZM167 47V46H166ZM12 48V47H11ZM59 48H56V49H59ZM63 48V47H62ZM154 48V47H153ZM174 48V47H173ZM193 48H192V50H193ZM55 49V48H54ZM66 49V48H65ZM136 49H137V47H136ZM135 49V50H136ZM146 49V48H145ZM172 49V48H171ZM170 49V50H171ZM197 49V50H198ZM250 49V48H249ZM43 50V49H42ZM64 50V49H63ZM61 51V49H60V52H64V51ZM134 50V49H133ZM148 50H151V53H152V50L153 49H148ZM165 50H166V48H165ZM167 50H169L168 48H167ZM169 50V51H170ZM172 50H175V49H172ZM209 49H207V51H210ZM251 50V49H250ZM10 51V50H9ZM16 51V50H15ZM54 51V50H53ZM132 51V50H131ZM188 51V53H186ZM22 52H24V51H22ZM21 52V53H22ZM29 52H30V50H29ZM28 52V53H29ZM60 52H58L57 51V54L58 53H60ZM66 52V51H65ZM64 52V53H65ZM68 52V51H67ZM168 51H166V53H167ZM194 52H196V51H194ZM198 52V51H197ZM200 53H201V51H199ZM203 52L201 53V54H203ZM20 53V54H21ZM69 53V52H68ZM134 53L136 54L137 52L136 51H134ZM134 53H132V54H134ZM151 53H149V54H151ZM165 53V54H166ZM171 53V51L170 52H168L167 54L169 55ZM185 53H186V55H185ZM54 54H55V52H54ZM134 54V55H135ZM160 54V53H159ZM198 54V53H197ZM196 54V55H197ZM3 55V54H2ZM45 55H46V53H45ZM60 56H61V54H59ZM59 55H58V57L57 58H59ZM65 55V54H64ZM134 55H132L133 56V58H131L132 56H130V58H129V56H128V58L129 59H127L126 61L128 62V63H130V61H132V59H133V63H136V57H138L137 55H138V53L136 54V56H134ZM200 55V54H199ZM167 56V55H166ZM165 56V57H166ZM191 56H192V54H191ZM193 56H195L194 54H193ZM207 56V57H206ZM38 57V56H37ZM49 57H51V54H50V56ZM48 57V58H49ZM52 57H53V55H52ZM135 57V58H134ZM164 57V58H165ZM169 57H170V55H169ZM188 57L190 58V55H188ZM203 57H204V54H203ZM54 58V57H53ZM56 58V59H57ZM63 58H65L64 56H63ZM138 58H140V57H138ZM156 58V57H155ZM159 58V57H158ZM168 58V57H167ZM188 58V59H189ZM18 59V58H17ZM51 59V58H50ZM54 60V61H52L51 62V60H47V59H45L46 61L45 62H43L42 64H46L48 61L51 63V67L50 66H46V65H44V66H46V70L48 69V71L46 72V70H43L42 68H43V66H41V67H39L38 65V67H39V69H42V71H44V72H46V73H44V75L45 76H43V78H40V80L42 79V81H44L45 80V78L44 77H50V79H51V77L52 76H54L55 75V73H57L56 75H55V80L54 81H56L57 79L56 78H58L57 77V75H58V73L59 72H61V74H64V75H66V71H69V70H67L66 69V67H68V66H64L63 64L65 63L64 61L66 60H68V59H65L63 62V64L61 65L60 64V60L61 59H59V61H57V60ZM166 59V58H165ZM170 59H171V57H170ZM184 59H187L186 57H184ZM223 59V60H222ZM63 60V59H62ZM74 60V61H75ZM85 60H87V61H85ZM130 60V61H129ZM152 60V59H151ZM167 60V59H166ZM166 60H165V62H166ZM168 60H169V58H168ZM172 60V59H171ZM176 60V59H175ZM192 60H194V61H199V62H201V63H198V64H195V63H197V62H194V61H192ZM220 60V61H219ZM68 61H70V59L68 60ZM75 61V62H76ZM81 63H80V62ZM83 61H85V62H83ZM93 61V62H92ZM120 61V60H119ZM140 61V60H139ZM222 61V62H221ZM224 61V62H223ZM18 62V61H17ZM16 62V63H17ZM37 62V61H36ZM49 62H48V64L47 65H49ZM71 62V61H70ZM126 62V63H127ZM146 62V61H145ZM168 62V61H167ZM170 62V61H169ZM68 63V62H67ZM78 63H77V66H78ZM87 63V64H88ZM117 63V62H116ZM162 63V62H161ZM171 63V62H170ZM181 63V62H180ZM222 63H224V65H222ZM14 64H15V61H14ZM31 64H34V63H31ZM42 64H40V65H42ZM69 64V63H68ZM71 65H73L72 63H70ZM122 64V63H121ZM165 64V63H164ZM174 64V63H173ZM6 65V64H5ZM4 65V66H5ZM75 65V64H74ZM82 66L84 65V64H81ZM93 65V64H92ZM127 64H125V66H126ZM128 65H130V67L133 65V68L135 67L134 65L135 64H128ZM158 65H161V64H158ZM168 65V64H167ZM181 65V64H180ZM36 66V67H37ZM63 66V67H62ZM85 66H86V64H85ZM90 66V65H89ZM114 66H115V64H114ZM117 66V65H116ZM165 66V65H164ZM163 66V67H164ZM170 66V65H169ZM18 67V66H17ZM47 67H50V68H47ZM65 67V68H64ZM88 67V66H87ZM93 67V66H92ZM127 67V66H126ZM159 67V66H158ZM161 67V66H160ZM171 67H172V65H171ZM179 66H177L176 68H178ZM30 68V67H29ZM69 68V67H68ZM83 68V67H82ZM89 68V67H88ZM91 68V67H90ZM95 68V67H94ZM114 68V67H113ZM112 68V69H113ZM116 68V67H115ZM131 69L132 71L135 69ZM137 68V67H136ZM165 68V67H164ZM181 68V67H180ZM230 68V69H229ZM28 69V68H27ZM32 69V68H31ZM37 69V68H36ZM45 69V68H44ZM64 69H66V71L64 72V73H62L63 71H64ZM80 69H81V67H80ZM84 69V68H83ZM118 69V68H117ZM123 69V68H122ZM126 69V68H125ZM124 69V70H125ZM128 69H129V66L127 67V69L125 70V72H126V74L128 75V73H127V71H128ZM156 69H158V68H156ZM78 70V69H77ZM115 70V69H114ZM114 70H113V72H114ZM131 70H129V73L131 72ZM138 70V72L137 73H139V69H137ZM166 70V69H165ZM189 70V69H188ZM224 70V71H223ZM26 71V70H25ZM41 71V70H40ZM93 72H94V70H92ZM92 71L90 70V72L92 73ZM136 71V70H135ZM35 72V71H34ZM89 72V71H88ZM162 72V71H161ZM161 72H159V73H161ZM167 72H168V70H167ZM192 72V71H191ZM190 72V74L192 75V73ZM14 73V72H13ZM30 73V72H29ZM38 73L40 74L41 72H39L38 71ZM112 73V72H111ZM123 73H124V71H123ZM155 73V72H154ZM195 73H193L194 75H195ZM226 73H228V72H226ZM93 74V73H92ZM125 74V73H124ZM157 74V73H156ZM189 74V77L188 78H191V75ZM228 74H230V73H228ZM13 75V74H12ZM11 75V76H12ZM32 75V74H31ZM40 75H43L42 73L40 74ZM67 75H69V73L67 74ZM71 75V74H70ZM69 75V77H71ZM113 75V74H112ZM126 75V76H127ZM130 75V74H129ZM128 75V76H129ZM197 75H195V76H197ZM246 75V74H245ZM28 78L27 79H29V77L30 76H28V75H26ZM59 76V82H57V84H58V86H57V84H56V89L54 90V92L52 93V94H48L49 96L48 97H46L47 96V94H45V92L43 93V91H42V93L41 92H39V91H37V88L35 89L37 92H38V95H36V94H34V89H33V91L31 90V92H33V93H31L30 92V90H29V93H27V94H29L30 96H31V94H33L30 98H32V100H33V98L35 97V95H36V97H35V99L31 102L30 101V98L27 96V94H26V96H27V99H29V101L27 100V99H24L22 96H21V100L22 99H24V100H27L29 103H30V105H29V103L27 102V101H25V103L27 102L28 104V109L27 110H25V112H24V114L26 113V114H35L36 112H39L42 108H45L46 109V107L47 108H49V110H51V109H54L55 108V110H57V111H51V112H53L52 113V116L54 117V119H53V117L52 116H50V118H49V113L50 112H48L47 111V109H46V111L48 112V117H45V118H47V121H49V120H51V117H52V119H53V121L54 120H57L58 122H56V125H57V123H59L60 121H61V123L63 122V124H61V123H59V125H57L58 127L60 126V127H62V125H66L67 124V121H69V120H73L72 118L71 119H67V121L65 120L66 118H68V117H72L70 114L69 115H67L68 114V112L66 113L65 112V110H68V104L70 105L71 104V102H72V100L74 99V96H75V98H76V96H78L77 94L75 95L74 94V92L75 91H73L72 89H71V87L69 88V82H70V80H69V77L68 76H64L63 78H60V74L58 75ZM123 76V75H122ZM5 77H6V75H5ZM39 77L40 76H38V79H39ZM94 77V76H93ZM112 77V76H111ZM141 77V76H140ZM149 77V76H148ZM158 77V76H157ZM202 77V78H201ZM188 78H186L187 79V82H183L185 85L186 84H188V85H190V83L189 82H191L192 80H190V81H188ZM197 78L198 79H203L204 78V80H205V78L207 79L208 78V80H206V81H204V82H200V80H197ZM229 78V77H228ZM8 79V78H7ZM11 79V78H10ZM23 79V78H22ZM36 79H37V76H36ZM73 79V78H72ZM75 79V78H74ZM73 79V80H74ZM132 79V78H131ZM131 79H129V80H131ZM149 79V78H148ZM191 79H193V78H191ZM35 80V79H34ZM121 80V79H120ZM135 80V79H134ZM144 80H146V78L144 79ZM197 80V81H196ZM242 80V79H241ZM45 81H47V78H46V80ZM44 81V82H45ZM51 81H52V83H53V80L51 79ZM72 81V80H71ZM127 81V80H126ZM136 81V80H135ZM134 81V82H135ZM148 81V80H147ZM41 81H39L38 83H40ZM48 82H49V79H48ZM47 82V83H48ZM112 82V81H111ZM117 82V81H116ZM132 82V81H131ZM137 82V81H136ZM153 82V81H152ZM194 82V81H193ZM200 82V83H199ZM18 83V85H20L19 84V82H17ZM16 83V84H17ZM24 83V82H23ZM22 83V84H23ZM43 83V82H42ZM46 83V82H45ZM44 83V84H45ZM55 83V82H54ZM54 83H53V86H52V84H51V82H50V85L52 86V87H50V86H48V87H50V89L52 88L53 89V87H54ZM110 83V82H109ZM151 83V82H150ZM181 84V83H179V84H181V85H184V84ZM240 83V82H239ZM41 84V83H40ZM39 84V85H40ZM44 84H43V87H47V84H45L46 86H44ZM137 84V83H136ZM1 85V84H0ZM124 86H125V84H123ZM149 85H151V84H149ZM234 85V84H233ZM239 85V84H238ZM6 86V85H5ZM8 86V85H7ZM41 86V85H40ZM39 86V87H40ZM115 86V85H114ZM131 86V85H130ZM129 86V87H130ZM132 86H134V84L132 85ZM180 85H178V86H176V89L179 87ZM187 86V85H186ZM191 86V85H190ZM237 86V85H236ZM38 87V88H39ZM43 87L41 88L42 90H44L43 89ZM109 87H110V84H109ZM128 87V88H129ZM182 87V86H181ZM185 87V86H184ZM11 88V87H10ZM22 88V87H21ZM21 88H19V90L21 89ZM108 88V87H107ZM118 88V87H117ZM136 88H137V86H136ZM136 88H135V90H136ZM141 88V87H140ZM139 88V89H140ZM242 88V87H241ZM46 89V88H45ZM68 89H71V93H69V95L67 96H65V93L66 94H68L67 93V91H68ZM106 89V88H105ZM109 89V88H108ZM119 89V88H118ZM133 89V88H132ZM138 89V90H139ZM168 89V88H167ZM165 90L164 89V91H167L168 93H169V91H170V88H169V91L168 90ZM174 89V88H173ZM178 89H180V88H178ZM232 89V88H231ZM3 90V89H2ZM5 90H6V88H5ZM39 90V89H38ZM75 90V89H74ZM138 90H136L135 92L136 93H138L139 91ZM172 90V89H171ZM175 90V89H174ZM25 91V90H24ZM45 91V90H44ZM51 91V90H50ZM70 91V90H69ZM72 91H73V93H72ZM162 91H163V89H162ZM161 91V92H162ZM163 91V92H164ZM206 91V90H205ZM240 91V90H239ZM1 92V91H0ZM19 92V91H18ZM52 92V91H51ZM172 92V91H171ZM180 92V91H179ZM20 93H22L21 92V90H20ZM19 93V94H20ZM24 93V92H23ZM26 93V92H25ZM40 93L42 94V96L40 95ZM136 93H134V94H132L133 95V97L134 96H136ZM167 93V94H168ZM44 94L46 95V96H44ZM70 94H74L72 97L73 98H71V97H69V96H71ZM84 94V93H83ZM142 94V93H141ZM140 94V95H141ZM161 94V93H160ZM163 95H164V93H162ZM161 94V95H162ZM177 94H179V93H177ZM13 95V94H12ZM15 95V94H14ZM21 95V94H20ZM40 95V96H39ZM142 95H144V94H142ZM141 95V96H142ZM146 95V94H145ZM169 95V94H168ZM167 95V96H168ZM172 95V94H171ZM209 95V94H208ZM38 96L41 98V97H45V98H42V99H39L38 98ZM141 96H139L138 98H139V100L138 99H135L131 104L133 105L134 103H139V101H141L142 99H140V97ZM166 96V93H165V95H164V97H167ZM232 96V95H231ZM15 97V96H14ZM17 97V96H16ZM15 97V98H16ZM24 97H25V95H24ZM63 97L65 98V99H68V97L70 98V99H68V100H71V102L70 103H66V102H68V100L66 101L65 99V103L66 104H64V105H61L60 106V108L59 109H56V107L55 106H53V104H56V103H59V102H61V100L63 99ZM162 98H163V96H161ZM170 97V96H169ZM177 97V96H176ZM26 98V97H25ZM132 98V97H131ZM143 98H145L144 96H143ZM182 98V97H181ZM229 98H230V96H229ZM20 99V98H19ZM84 99V98H83ZM86 99V98H85ZM95 99V98H94ZM99 99V98H98ZM165 99V98H164ZM14 100V99H13ZM63 100V101H64ZM82 100V99H81ZM86 100H88V99H86ZM106 100V99H105ZM133 100V99H132ZM137 100V101H136ZM165 100H167V99H165ZM164 100V101H165ZM5 101V100H4ZM19 101V100H18ZM62 101V102H63ZM77 101H78V99H77ZM107 101V100H106ZM105 101V102H106ZM169 101V103L168 104H171L170 103V100H168ZM175 101V100H174ZM100 102V101H99ZM102 102H104L103 100H102ZM142 103H144L143 101H141ZM21 104H23V101H21L20 102ZM90 103V102H89ZM137 103H136V105H137ZM4 104V103H3ZM61 104H63V103H61ZM93 104V103H92ZM91 104V105H92ZM106 105L108 104V103H105ZM164 104V103H163ZM13 105V104H12ZM47 105H50V107H48ZM106 105H105V107H106ZM135 105V104H134ZM140 105V104H139ZM166 105V104H165ZM11 106V105H10ZM24 106V105H23ZM46 106V107H45ZM52 106H53V108H52ZM72 106V105H71ZM138 106V105H137ZM170 106V105H169ZM169 106H167V107H169ZM255 106V107H254ZM19 107V106H18ZM57 107H59V105L57 106ZM73 107H74V105H73ZM140 107H141V105H140ZM257 107H256V109H257ZM51 108V109H50ZM71 108V107H70ZM70 108H69V112H71V110L72 109H76V108H71V110H70ZM92 108V107H91ZM136 108V107H135ZM24 109V108H23ZM26 109V108H25ZM45 109H44V112H45ZM104 109V108H103ZM138 109V108H137ZM141 109V108H140ZM15 110V109H14ZM100 110V109H99ZM105 110V109H104ZM164 110H168V109H164ZM163 110V111H164ZM259 110V109H258ZM75 111V110H74ZM74 111L72 110V112H73V114H74ZM87 111V110H86ZM106 111V110H105ZM107 113H105L104 115H101L100 113V115L101 116H103V117H100V116H98V117H100V119L98 120L99 122L98 123H96V124H94L92 127L94 128V129H90V130H93V131H89L87 134H88V137H87V139L85 140V141H83V142H78V141H76V142H74V143H71V144H69V146H72V148H66L65 147V149H63V150H61V152H58L57 153V151H56V156L54 155L53 157H54V159H53V165H52V163H51V165L52 166H48V167H46L45 165H46V163H45V165L44 164H42L41 166V174H42V176L45 178V181L47 180H49V183H44V184H46V186H50L49 187V189L47 188V189H45V187H44V190H45V192H42V194H43V196H44V198H43V202L41 203V206H49V207H51L52 208V211H53V217L51 218V221H53L54 223H60L61 225V227H65L64 229H65V232H62L61 234H55L54 232H53V234L56 236V237H59L61 240H64L67 236L68 237H72V236H74V237H80V236H83V235H87V237L88 236H90V235H88V233L90 232V230H89V227H74L73 228V225L71 224V220H70V216H69V202H68V197H67V190H66V192H65V188H66V186L67 185H72L76 190H78L80 193H82V194H87V195H92V194H95L96 192L95 191H99L100 192V194H102V195H105L104 197H105V204H106V209H105V211L101 214V215H98V216H103L101 219H99L100 220V222H101V224H103L104 223V221L106 220H114L115 218H117V216H118V214H119V202H120V200L121 199H124L126 196H128V197H131V200H133L135 203L133 204L134 205V210H135V214H136V217H137V220L135 221V222H133V223H131V224H129V225H127V226H125V228L123 229V231H124V233H126L127 235H123V233L122 234H118V232H117V234L119 235V236H117V238H115V237H113V238H115V239H117V246H115V248H113V252L111 253V255H112V262L109 260L107 263H106V261H105V264H152V262H154L158 257H162V255H164L165 257H166V255H165V253L167 254V256H168V251L167 252H163V250H162V253H160L158 250H161V248L159 249L158 248V250H157V252L155 253V252H152V249L154 250V246H155V244H158V243H160L161 241L164 243V239H165V237H163L164 239H157V235H158V233H157V235H154L153 236V234L154 233H156V232H160V230H158L157 228L158 227H161L160 226V224H161V222H160V220L161 219H164V218H161V217H167V216H169L168 214H165L166 213V211L167 210H170V206H169V204H167L170 200L168 199V198H165V199H160V200H158V203H159V201H165V203L163 204V205H161L160 207L157 205V198L155 197V196H157V195H163V194H156V192H154L153 190L151 191V188H156L155 189V191H157V189L158 190H160V192L162 191H164V192H167L168 190L170 191L171 189L173 190V189H175L176 191H177V189L179 190V189H182V187H184V186H182V185H180L179 184V182H178V180L177 179H175V174H174V172H168V174H166L165 173V175H164V177H162V179H161V177H158V174H157V179H155V178H153L152 176V173L149 171L148 172V168H150L149 166H148V164H150V163H152V162H155L156 161V157L153 155V154H147V155H142L141 156V158H136V159H134L133 161H131V163H129L130 165L128 166V167H126L127 165H125V167H123L122 168V174H123V180H122V182H123V190H121L120 192H118V194H113V193H111V189H110V187L108 186L109 185V183H106L105 182V179H104V177L106 176V174L104 175L103 173L101 174V175H97L98 176V180L96 181V179H97V177H96V179H92L91 178V180H92V186L91 185H86L85 183H86V181H85V178L87 177V174H88V172L91 170V167H92V164H95V163H102L103 161H105V159H107V158H109V157H115V156H118V155H120V154H122L123 152H125L126 151V138H129V140H134L133 139V136L131 135H129L130 137H127L126 135H123L122 133H118V132H116V130H114L115 129V122H114V120H117V117L119 118L120 116H115V114H116V112H115V110L113 111H109L108 110V108H107ZM139 111V110H138ZM47 112H45V114L47 113ZM57 112V113H56ZM66 113V115L68 116V117H65V119H63V117H64V115H62V113ZM88 112V111H87ZM256 112V113H257ZM55 113V114H54ZM76 113V112H75ZM78 113H79V111H77V114L76 115H78ZM83 113V112H82ZM20 114V113H19ZM23 114V113H22ZM37 114V113H36ZM39 114V113H38ZM40 114H41V112H40ZM44 113H43V111H42V115H43ZM44 114V115H45ZM57 114V115H56ZM72 114V115H73ZM98 114V115H99ZM102 114H103V112H102ZM250 114V115H249ZM258 114H256V115H258ZM16 115V114H15ZM51 115V114H50ZM162 115V114H161ZM251 115L252 116H254V118L256 117V120L254 121V119H252L251 118ZM27 116V115H26ZM79 116V115H78ZM81 116V115H80ZM79 116V117H80ZM87 116V115H86ZM29 117V116H28ZM34 117V116H33ZM77 117V116H76ZM77 118V121H78V119L80 120L81 118ZM98 117H97V119H98ZM115 117H116V119H115ZM15 118V117H14ZM13 118V119H14ZM24 118V117H23ZM22 117H21V119H23ZM38 118V117H37ZM74 118H75V116H74ZM49 119V120H48ZM64 121H63V120ZM121 118H119L118 119V121L120 120ZM16 120V119H15ZM24 120H26V119H24ZM36 120V119H35ZM41 120H43L42 118H41ZM19 121V120H18ZM23 121V120H22ZM37 121V120H36ZM53 121L51 120L50 121V123L51 124H53ZM75 121V120H74ZM260 121H261V119H260ZM260 121H259V123H260ZM264 121V120H263ZM70 122V121H69ZM73 122V121H72ZM97 122V121H96ZM74 123V122H73ZM72 123V124H73ZM72 124H71V122L70 123H68L67 125H66V127L68 126H71L72 127ZM153 124V123H152ZM163 124V123H162ZM261 124H262V121H261ZM64 125V126H65ZM74 125V124H73ZM96 125V126H95ZM210 125V124H209ZM258 125H260V127L258 126ZM95 126V127H94ZM122 126V125H121ZM238 126V127H237ZM240 126V127H239ZM258 126V127H257ZM67 127V128H68ZM91 127V126H90ZM91 127V128H92ZM242 128V129H245V134H244V136L245 135H247V136H243V138H242V136H239L238 134H237V132H236V129H233V128ZM31 128V127H30ZM123 128V127H122ZM134 128V127H133ZM29 129V128H28ZM61 129V128H60ZM63 129H66V128H64L63 127ZM238 129H237V131H238ZM115 131V133H117L116 135H114V131ZM158 130V129H157ZM212 129H210V131H211ZM117 131H118V128H117ZM235 131V132H234ZM240 131V130H239ZM239 131H238V133H239ZM255 131V132H254ZM112 132H113V135L115 136L114 137V139L111 141V138H113L112 137ZM154 132V131H153ZM209 132V131H208ZM243 132H242V130H241V133L243 134ZM21 133V132H20ZM241 134V135H242ZM21 135V134H20ZM26 135V134H25ZM27 136V135H26ZM185 136H187V135H185ZM193 136V135H192ZM205 136V135H204ZM249 136L247 137V138H249ZM25 137V136H24ZM164 137V136H163ZM25 139V138H24ZM27 139L28 140H26L27 141V145H28V147H27V149H24L25 151L22 153V157L21 158H24V157H26V155H27V153L28 152H30V150L31 149H37V150H39L40 149V151H41V148L43 147V149H44V146H45V144H43L42 142V144L40 143V141H38L37 139H35V137L34 136H32V135H28L27 136ZM194 139V138H193ZM253 139V138H252ZM192 140V141H191ZM247 140V139H246ZM184 141V142H185ZM252 141V140H251ZM133 142H135V141H133ZM133 142H131V143H133ZM248 142V141H247ZM254 142V141H253ZM252 142V143H253ZM46 143V142H45ZM134 144V143H133ZM132 144V145H133ZM139 144H140V142H139ZM200 144H202L201 146L204 148V151H202L201 152V154L200 153H198V152H200V151H198V149H200V148H198L199 147V145ZM26 145V144H25ZM26 145V146H27ZM130 145V144H129ZM54 145H52L51 147H53ZM248 146V145H247ZM46 147V146H45ZM50 147V146H49ZM56 147V148H55ZM171 147H173V146H171ZM25 148V147H24ZM48 148V147H47ZM59 149V148H57V146H54L52 149ZM139 148V147H138ZM141 148V147H140ZM242 149V148H241ZM20 150L21 151H23L21 148H20ZM45 150V149H44ZM43 150V151H44ZM60 150V149H59ZM200 150H202V149H200ZM225 150V149H224ZM54 151V150H53ZM138 151V150H137ZM136 151V152H137ZM170 151V150H169ZM235 151V150H234ZM228 153V154H226L227 155V157H224V159H226L227 158V160H226V162L224 163V164H222V166H218L217 164L218 163H214V161H215V159H217V157H218V155L221 153V154H223V153ZM247 152H248V150H247ZM21 153V152H20ZM143 153V152H142ZM235 153V156H237V152H233L232 154H234ZM53 154V153H52ZM135 154V153H134ZM133 154V155H134ZM239 154V153H238ZM132 155V154H131ZM135 155H137V153L135 154ZM225 155V154H224ZM126 156H127V154H126ZM125 156V157H126ZM130 156V155H129ZM234 156V155H233ZM243 156V155H242ZM52 157V155H51V158H53ZM138 157H140V156H138ZM159 157V156H158ZM157 157V159H159ZM259 158V157H258ZM121 159H122V157H121ZM125 159V158H124ZM260 159V158H259ZM23 160V159H22ZM44 160V159H43ZM52 160V159H51ZM47 162H48V160H46ZM21 162V161H20ZM66 162H68V165L70 166H72L73 167V170H75V171H77L78 172V174L75 176V177H71V178H68L67 176H68V171H67V165H66ZM255 162H256V160H255ZM117 163V162H116ZM119 163V162H118ZM48 164V163H47ZM146 165L147 167V170H145V171H147L148 173V175H150L151 174V177H148V176H144L145 174H143L145 171L144 170H140L141 168L140 167H142L141 165ZM157 164V163H156ZM155 164V165H156ZM163 164V163H162ZM188 164V165H189ZM50 165V164H49ZM160 165V164H159ZM11 166V165H10ZM28 166H29V163H28ZM115 166V165H114ZM139 166V167H138ZM33 167H37V166H31V164H30V166L28 167V170H30L31 168H33ZM135 168H140L139 170L141 171V174H143V176H141V174H140V176H138V173H140V171H138V173H137V171H135L134 172V170H136ZM142 168H144V167H142ZM36 169V168H35ZM161 169V168H160ZM198 169V170H199ZM27 170V169H26ZM28 170H27V172H28ZM108 170V169H107ZM149 170H151V168L149 169ZM178 170V169H177ZM13 171V170H12ZM33 171V170H32ZM31 171V172H32ZM37 171V170H36ZM38 171H40V170H38ZM142 171H144L143 173H142ZM253 171V170H252ZM30 172V173H31ZM33 172H35V170L33 171ZM32 172V174H34L33 176H37L39 173L38 172H35V173H37L36 175H35V173H33ZM95 172V171H94ZM106 172V171H105ZM112 172V171H111ZM177 172V171H176ZM199 172V171H198ZM209 172V171H208ZM262 172V171H261ZM30 173H29V175H30ZM58 173H60V174H62V175H64L65 176V181L64 182H60V184H58L57 186L55 185V186H51L50 184H52L53 185V183H51L52 182V180L55 178V174H57L56 176H58ZM225 173V174H224ZM238 173V174H237ZM258 173V172H257ZM90 174V173H89ZM88 174V175H89ZM121 174V175H122ZM136 174H137V176H136ZM201 174V173H200ZM250 174V173H249ZM248 174V176H250ZM252 174V173H251ZM262 174V173H261ZM264 174V173H263ZM120 175V176H121ZM154 175H156V174H154ZM258 175V174H257ZM200 176V175H199ZM27 177V176H26ZM200 177V178H201ZM230 177H232L231 175H230ZM233 177H235V176H233ZM232 177V178H233ZM252 177V176H251ZM255 177V176H254ZM30 178V177H29ZM38 178H39V176H38ZM44 178H43V180H44ZM181 178V177H180ZM199 178V177H198ZM246 178H248L247 176H246ZM40 179H41V175H40ZM56 179V178H55ZM114 179V178H113ZM183 179V178H182ZM181 179V180H182ZM239 179V178H238ZM237 179V180H238ZM242 179V178H241ZM249 179V178H248ZM247 179V180H248ZM264 179V178H263ZM62 180H63V177H62ZM88 180V179H87ZM188 180V179H187ZM227 180V179H226ZM240 180V179H239ZM238 180V181H239ZM245 180V179H244ZM258 180V179H257ZM256 180V181H257ZM36 181V180H35ZM40 181V180H39ZM93 181H94V183L96 182V184L95 185H93L94 183H93ZM99 181V182H98ZM236 181V180H235ZM238 181H236V182H238ZM258 182H260V181H258ZM181 183V182H180ZM217 183V184H218ZM257 183V182H256ZM34 184V183H33ZM39 184V183H38ZM112 184V183H111ZM181 184H183V183H181ZM188 184V183H187ZM257 184H259V183H257ZM196 185H198L197 183H196ZM264 185V184H263ZM233 186H235V184L233 185ZM38 187V186H37ZM117 187V186H116ZM119 187V186H118ZM187 187V186H186ZM210 187H211V185H210ZM236 187V186H235ZM246 187V186H245ZM260 187H263V186H260ZM70 188V187H69ZM190 187L188 186L187 188H185L187 191H189L190 189H189ZM264 188V187H263ZM113 189H114V186H113ZM118 189H120V188H118ZM213 189V188H212ZM253 189V188H252ZM251 189V190H252ZM256 189V188H255ZM41 190H42V188H41ZM183 190V189H182ZM186 190H184V191H186ZM235 190V189H234ZM249 190V189H248ZM40 191V190H39ZM184 192L185 193V195H187V193L188 192ZM214 191V190H213ZM240 192H241V190H239ZM157 192H159V191H157ZM197 192H198V189H197ZM196 192V193H197ZM235 192V191H234ZM246 192H249V191H246ZM258 192V191H257ZM264 192V191H263ZM260 193L261 194V196L264 194V193ZM174 193H176V192H174ZM196 193H194V194H196ZM199 193V192H198ZM250 193V192H249ZM46 194V195H45ZM81 194V195H82ZM165 194V193H164ZM214 194V193H213ZM173 195V194H172ZM178 195V194H177ZM181 195H182V192H181ZM180 195V196H181ZM219 195V194H218ZM217 195V196H218ZM229 195V194H228ZM227 195V197H229V196H231V195H229L228 196ZM252 195V194H251ZM254 195H256V194H253L252 196H254ZM258 195H259V193H258ZM3 196V195H2ZM96 196H97V194H96ZM183 196H184V194H183ZM195 196V195H194ZM193 196V197H194ZM204 196H206V195H204ZM234 195H232V197H233ZM172 197V196H171ZM208 197V196H207ZM231 197V198H232ZM245 197V196H244ZM250 197V196H249ZM258 197H260V196H257V198ZM262 197H264V196H262ZM262 197H261V199H262ZM4 198V197H3ZM155 198H156V200H155ZM196 198H197V200H195V199H193V201L195 200V202L196 201H198V203L196 204H194L193 206H195V205H197V210L196 211H199L200 209H202V207H203V205H204V203H205V199L206 198H204L203 197V195L201 194V195H198V197L196 196ZM225 198V197H224ZM251 198V197H250ZM253 198V197H252ZM1 199V198H0ZM4 199H6L5 200V202H4V205H3V208H1L0 209V255L1 254H6L7 256L5 257V258H8V257H10L13 253H15V252H17L18 251V249L20 248V244H21V241L19 242V244H17V245H15V246H13L14 245V240H16L17 238H19L20 236H21V234H22V232L24 231V230H27V228H31V226L33 225V224H37V223H39V219L38 218H36L35 216H33V215H31V217H24V215L22 214V210L21 209H18L13 203H12V201H9L7 198H4ZM4 199H2V200H4ZM39 199H40V197H39ZM86 199V197H84V199H83V202L84 203H87V200H85ZM173 199V198H172ZM174 199H175V197H174ZM226 199V198H225ZM227 199H229V198H227ZM8 200V201H7ZM204 202H203V201ZM235 200V199H234ZM247 200V199H246ZM123 200H121V202H122ZM132 201V202H133ZM150 201V202H149ZM192 201V202H193ZM249 201V200H248ZM258 201V200H257ZM260 201V200H259ZM203 202V203H202ZM207 202H208V200H207ZM236 202V201H235ZM256 202V201H255ZM232 203V202H231ZM230 203V204H231ZM251 203V202H250ZM253 203V202H252ZM258 203V202H257ZM260 203V202H259ZM261 203H262V201H261ZM264 203V202H263ZM1 204V203H0ZM128 204V203H127ZM34 205V204H33ZM132 205V206H133ZM225 205V204H224ZM253 205H255L254 203H253ZM131 206V207H132ZM192 206V207H193ZM127 207H129V206H127ZM172 207V206H171ZM191 207V208H192ZM245 207V206H244ZM124 208V207H123ZM246 208V207H245ZM244 208V209H245ZM219 209V208H218ZM178 210V209H177ZM217 209L215 208V210H214V212L216 211ZM254 210V209H253ZM256 210V209H255ZM258 210V209H257ZM259 210H260V208H259ZM133 211V210H132ZM211 211H212V209H211ZM129 212V211H128ZM127 212V213H128ZM170 212V211H169ZM200 212V211H199ZM204 212H205V210H204ZM217 212V211H216ZM126 213V214H127ZM195 213V212H194ZM209 213V212H208ZM222 213V212H221ZM130 214V213H129ZM132 214V213H131ZM170 214V213H169ZM183 214L184 213H182V216H183ZM202 214H203V212H202ZM216 214V213H215ZM215 214H213V216L215 215ZM220 214V213H219ZM231 214V213H230ZM128 215V214H127ZM126 215V216H127ZM167 215V216H166ZM172 215V214H171ZM170 215V216H171ZM175 215H177V214H175ZM175 215H173V216H175ZM209 215V214H208ZM98 216H96L95 218H97ZM120 216V215H119ZM129 216V215H128ZM185 216V215H184ZM205 216H207L206 214H205ZM213 216H212V219L214 220L215 218H217V217H215V218H213ZM223 216V215H222ZM244 216V215H243ZM201 216H199V218H200ZM48 218V217H47ZM121 218V217H120ZM131 218V217H130ZM159 218H161L160 220H159ZM187 218H189V216H187ZM205 218V217H204ZM98 219H96L97 221H98ZM123 219V218H122ZM192 219V218H191ZM200 219H203V218H200ZM212 219H209V222H210V220H212ZM222 219V218H221ZM95 220V219H94ZM108 220V221H109ZM131 220H132V218H131ZM198 220V219H197ZM225 220V219H224ZM107 221V222H108ZM124 221V220H123ZM184 221H185V219H184ZM110 222V221H109ZM112 222V221H111ZM171 222V221H170ZM169 222V223H170ZM183 222V221H182ZM206 222H208V221H206ZM217 222L218 221H216V224H217ZM123 223V222H122ZM165 223H166V221H165ZM195 224V222H192V224ZM211 223V222H210ZM109 224V223H108ZM113 224V223H112ZM119 224V223H118ZM264 224V223H263ZM59 225V224H58ZM107 225V224H106ZM172 225V224H171ZM176 225V224H175ZM208 225V224H207ZM110 226H111V224H110ZM187 226V225H186ZM197 226L199 227V225L197 224ZM165 227V226H164ZM173 227V226H172ZM189 227H193V231H198L199 230V228H198V230L195 228L196 226H193V225H190ZM202 227V226H201ZM215 227V226H214ZM171 228V227H170ZM170 228H168V230L170 229ZM177 228V227H176ZM175 228V229H176ZM180 228V227H179ZM195 228V229H194ZM203 228V227H202ZM201 228V229H202ZM205 228V227H204ZM213 228V227H212ZM156 229H157V231H156ZM161 229V228H160ZM185 229H187L188 230V228H185ZM184 229V230H185ZM190 229V228H189ZM236 229V228H235ZM177 230H178V228H177ZM119 231V230H118ZM122 231V232H123ZM132 231L134 232L133 234H131L132 233ZM156 231V232H155ZM163 231V230H162ZM166 231V230H165ZM172 231H174V230H172ZM179 231V230H178ZM192 231V232H193ZM200 231V230H199ZM205 231H206V229H205ZM230 231V230H229ZM167 232V231H166ZM175 232V231H174ZM189 232H191V231H189ZM212 232V231H211ZM231 232V231H230ZM235 232V231H234ZM244 232V231H243ZM242 232V233H243ZM120 233H121V231H120ZM128 233H130L131 235H129ZM164 233V232H163ZM171 233H173V232H171ZM177 233V232H176ZM179 233V232H178ZM198 233V232H197ZM202 233H203V231H202ZM201 233V234H202ZM232 234H233V232H231ZM231 233H227L226 232V235L228 234H231ZM236 234H237V232H235ZM39 234V231L36 229V228H32V229H30L29 231H28V235L27 236H25V239L26 238H33V237H35V236H37ZM105 234V233H104ZM152 234V235H151ZM165 234V233H164ZM167 234V233H166ZM194 234V233H193ZM199 234V233H198ZM207 234V233H206ZM206 234H205V236H206ZM223 234H224V232H223ZM231 234V237L233 236ZM236 234H235V236H236ZM241 234V233H240ZM239 234V235H240ZM264 234V233H263ZM51 235H52V232H51ZM95 235V234H94ZM185 235V234H184ZM189 235H191V233L189 234ZM195 235V234H194ZM53 236V235H52ZM157 236V237H156ZM164 236H167V235H164ZM172 236H173V234H172ZM176 236H177V234H176ZM201 236V235H200ZM250 236V235H249ZM73 237V238H74ZM83 237H85V236H83ZM100 237H102V236H100ZM184 237V236H183ZM191 237V236H190ZM194 237V236H193ZM196 237H197V235H196ZM241 237V236H240ZM82 238V237H81ZM159 238H161V237H159ZM171 238V237H170ZM173 238V237H172ZM171 238V239H172ZM182 237H180V239H181ZM187 238V237H186ZM195 238V237H194ZM226 238H227V236H226ZM238 238V237H237ZM174 239H176V237L174 238ZM188 239H189V237H188ZM187 239V240H188ZM198 238H196V240H197ZM220 239V238H219ZM230 239H235V238H230ZM77 240V239H76ZM82 240V239H81ZM96 240V239H95ZM94 240V241H95ZM157 240V243L155 242ZM164 240V241H163ZM173 240V239H172ZM177 240V239H176ZM186 239L184 240L183 238H182V240H181V242L179 243L180 245H181V247L180 248H183V245L185 246V245H187V246H185L186 248V250H189V249H194V248H196L195 246H196V241L194 240V245H191V244H193V243H191L190 242V240H188L187 241ZM192 240V239H191ZM23 241V240H22ZM27 241V240H26ZM79 241V240H78ZM174 242H175V240H173ZM225 241V240H224ZM241 241V240H240ZM161 242V243H162ZM170 242V241H169ZM177 242V241H176ZM199 242V241H198ZM237 242V241H236ZM160 243V244H161ZM191 243V244H190ZM206 243H208V242H206ZM221 243H223V242H221ZM238 243V242H237ZM240 243V242H239ZM251 243V240H249V239H246V240H243V241H241V244L244 246V247H249V249L247 250L248 252H249V250L251 251V252H249V253H247L244 257H246L247 258V262H246V264H264V254H260V253H258V252H255L254 250H257V248L256 247H254L253 246V244L251 245L250 244ZM257 243V242H256ZM178 244V245H179ZM190 244V245H189ZM217 244V243H216ZM258 244V243H257ZM78 245V244H77ZM80 245V244H79ZM170 245H172V244H170ZM169 245V246H170ZM174 245V244H173ZM221 245V244H220ZM256 245V244H255ZM259 245V244H258ZM258 245H256V246H258ZM10 246H13L14 248L12 249V250H7V248H9ZM86 246V245H85ZM167 246V245H166ZM240 245H238V247H239ZM113 247V246H112ZM176 247V249H177V252H180L181 251V249L180 248H178V246H175ZM204 247V246H203ZM156 248V247H155ZM202 248V247H201ZM206 248V247H205ZM213 248H215V247H213ZM256 248V249H255ZM66 249L68 250L69 249V246H66ZM167 249H171V248H167L166 247V249L165 250H167ZM175 249V250H176ZM178 249H180V251H178ZM184 249V250H185ZM202 249H204V248H202ZM229 249H231L230 247H229ZM233 249V248H232ZM259 249V248H258ZM83 250V249H82ZM105 250V249H104ZM214 250V249H213ZM235 250H237V248L235 249ZM241 250V249H240ZM103 251V250H102ZM171 251V250H170ZM170 251H169V254H170ZM232 251H234V250H231L230 252H232ZM246 251V250H245ZM95 252V251H94ZM124 252H129L128 254H129V257L127 258V257H125V255H124ZM173 252V251H172ZM171 252V253H172ZM176 252V253H177ZM182 252V251H181ZM213 252V251H212ZM227 252H228V250H227ZM230 252H228V253H230ZM238 252V251H237ZM197 253V252H196ZM240 253V252H239ZM93 254V253H92ZM96 254V253H95ZM173 254V253H172ZM199 254V253H198ZM212 254V253H211ZM211 254L210 255H208V256H211ZM233 254V253H232ZM232 254H230L231 255V260H233L232 259ZM241 254V253H240ZM205 255V254H204ZM234 255V254H233ZM238 255V254H237ZM236 255V256H237ZM242 255V254H241ZM244 255V254H243ZM76 256V255H75ZM94 256V255H93ZM98 255H96V257H97ZM178 256V255H177ZM179 256H181L180 254H179ZM196 256V255H195ZM195 256H193V257H195ZM85 257H87L86 255H85ZM111 257V256H110ZM170 257H171V255H170ZM188 257H190V256H188ZM192 257V256H191ZM206 257V256H205ZM225 257V256H224ZM238 257H240V256H238ZM237 257V258H238ZM243 257V256H242ZM199 258V257H198ZM203 258V257H202ZM222 258V257H221ZM230 258V257H229ZM87 259H89V258H87ZM86 259V261H88ZM107 259V258H106ZM162 259V258H161ZM163 259H164V257H163ZM162 259V260H163ZM218 259V258H217ZM219 259H220V257H219ZM227 259V258H226ZM244 259V258H243ZM93 260V259H92ZM221 260V259H220ZM222 260H223V258H222ZM227 260H230V259H227ZM239 260H241V258L239 259ZM70 261V260H69ZM157 261H159V258H158V260ZM216 262H217V260H215ZM214 261V262H215ZM224 261V260H223ZM223 261H222V263H223ZM242 261V260H241ZM6 262V261H5ZM183 262V261H182ZM187 262V261H186ZM238 262V261H237ZM70 263L71 264H87V262H85L84 260H81V259H79L77 256L76 257H74L73 259H72V261H70ZM179 263V262H178ZM220 263V262H219ZM231 264V263H230ZM233 264V263H232Z\"/></svg>",
  "mask_w": 264,
  "mask_h": 264
},
{
  "label": "built area",
  "instance_id": "built-area-1",
  "mask_svg": "<svg viewBox=\"0 0 264 264\" xmlns=\"http://www.w3.org/2000/svg\"><path fill=\"white\" fill-rule=\"evenodd\" d=\"M30 164L31 166H37L39 160H32ZM68 202L70 220L76 227L87 226L96 216L101 215L106 209V204L103 199L94 198L84 204L82 196L73 190L68 192ZM46 258L51 264H71L66 252L56 244H54V249Z\"/></svg>",
  "mask_w": 264,
  "mask_h": 264
},
{
  "label": "crops",
  "instance_id": "crops-1",
  "mask_svg": "<svg viewBox=\"0 0 264 264\" xmlns=\"http://www.w3.org/2000/svg\"><path fill=\"white\" fill-rule=\"evenodd\" d=\"M53 249L52 246H45V244H43V246L41 248H39L40 250V253L43 255V256H47L50 251ZM46 258H39L38 260V264H45L44 261H45ZM41 261V262H40Z\"/></svg>",
  "mask_w": 264,
  "mask_h": 264
}]
</instances>
